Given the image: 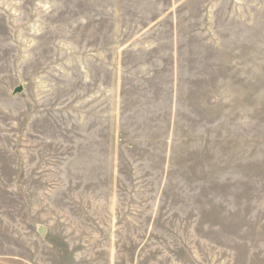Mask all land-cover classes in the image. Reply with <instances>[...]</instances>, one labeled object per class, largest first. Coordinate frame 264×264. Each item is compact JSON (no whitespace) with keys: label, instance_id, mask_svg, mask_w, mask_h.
Returning a JSON list of instances; mask_svg holds the SVG:
<instances>
[{"label":"rangeland","instance_id":"374dc122","mask_svg":"<svg viewBox=\"0 0 264 264\" xmlns=\"http://www.w3.org/2000/svg\"><path fill=\"white\" fill-rule=\"evenodd\" d=\"M0 264H264V0H0Z\"/></svg>","mask_w":264,"mask_h":264}]
</instances>
